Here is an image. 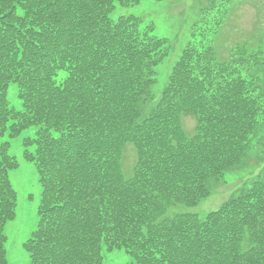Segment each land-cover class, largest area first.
<instances>
[{"label":"trees","instance_id":"1","mask_svg":"<svg viewBox=\"0 0 264 264\" xmlns=\"http://www.w3.org/2000/svg\"><path fill=\"white\" fill-rule=\"evenodd\" d=\"M140 1L0 0V135L37 126L23 139L40 184L37 225L23 244L29 264H102L115 249L128 264H264V165L202 217L180 207L243 168L255 143L264 147V43H236L219 57L213 37L229 3L209 0L155 99L167 39L133 14L112 16ZM11 83L19 108L7 101ZM16 165L2 144L0 264Z\"/></svg>","mask_w":264,"mask_h":264},{"label":"rangeland","instance_id":"2","mask_svg":"<svg viewBox=\"0 0 264 264\" xmlns=\"http://www.w3.org/2000/svg\"><path fill=\"white\" fill-rule=\"evenodd\" d=\"M223 1L227 3V0ZM208 2L209 0H141L133 6L117 5L113 11V17L133 14L140 17L146 24L152 23L154 34L168 41L169 54L157 66V82L152 87L155 99L159 97L164 88L171 66L188 39L190 24ZM228 3L225 19L213 37V46L222 59L229 57L230 49L236 43H247L252 48L264 43V0H228ZM6 96L10 106L20 107L15 83L9 85ZM193 120L191 116H183L182 123L188 133L193 131L195 124ZM36 130L37 126L33 125L14 137L7 133L0 135V146L7 143L8 153L17 162L16 167L9 170L11 185L17 193V203L14 218L4 226L7 264H29V256L23 244L37 225L40 184L35 165L24 156L23 139L34 137ZM262 136L264 137V132ZM262 140L264 141V138ZM256 145L258 146V143L252 146L243 168L229 171L222 180L214 181L208 196L193 207L180 205L183 209L181 211L192 212L202 217L208 211L218 208L238 188L246 185L258 175L260 165H264V151H262L264 147L261 150ZM33 148L34 145L30 147L31 150ZM134 161L135 150L129 144L123 151L122 163L125 174H130ZM258 162L259 165H257ZM130 262V256L123 249L103 252L102 264H128Z\"/></svg>","mask_w":264,"mask_h":264}]
</instances>
